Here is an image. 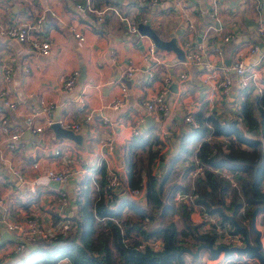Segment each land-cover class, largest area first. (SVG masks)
Instances as JSON below:
<instances>
[{"label":"crops","instance_id":"obj_1","mask_svg":"<svg viewBox=\"0 0 264 264\" xmlns=\"http://www.w3.org/2000/svg\"><path fill=\"white\" fill-rule=\"evenodd\" d=\"M91 3L95 8L110 7L98 19L95 11L79 9L74 0H0V27L32 23L42 13L40 32L49 42L47 52L40 53L0 33V55L13 57L8 79H3L0 67V89L4 90L0 94V200L10 217L35 215L45 225H53L61 214L69 218L79 215L84 196L78 183L88 177L90 198L97 196L93 179H98L102 164L104 172L106 167L112 169L121 181L110 200L111 205L117 204L130 187L125 183L126 156L141 174L142 182L146 176L143 167L147 169L148 147L129 148L133 126L138 135L149 136L153 151L151 173H162L175 151L177 135L188 130L184 113L202 117L212 112L220 121L237 114L241 92L234 70L227 72L230 84L226 93L216 86L223 69L234 59L239 58L255 71L251 93L264 94V38L256 29L257 20L264 24V0H258V5L254 0H218L219 31L206 30L212 23V0ZM122 15L136 22V30L129 29ZM139 23L147 24L159 38L171 41L173 47L156 45L149 35L139 31ZM73 27L83 39L73 34ZM226 33L228 38L222 39ZM190 40L202 44L201 59L185 63L184 43ZM149 42L155 45L157 58L153 60L143 57ZM250 46L255 49L250 50ZM128 66L134 67L129 74L124 72ZM71 70H75L74 81L67 88L64 80ZM181 72L182 79L178 78ZM163 73L169 77L163 95L167 111L163 113L157 107L147 110L142 100L160 90ZM120 82L125 87L123 92ZM117 97H122V103L114 106ZM3 98L15 102V107L4 105ZM44 104H49L47 111H40ZM30 114L33 124L41 125L40 130L26 125L24 118ZM47 120L58 121L79 133L80 140L55 136ZM71 122H77L78 127H69ZM13 129L20 134L14 146L9 147L5 141ZM180 161L181 158L174 167ZM48 167L66 170L67 177L56 186L49 184L50 179L38 181L36 176ZM154 168L159 169L153 171ZM143 193L140 189L130 196L144 206ZM128 208L123 206L119 213ZM4 230L0 225V256L1 251H9L16 244V236L14 240L1 238ZM28 244L33 247L34 243ZM25 250L3 255L0 264L21 263L19 253ZM64 261L66 257L59 260Z\"/></svg>","mask_w":264,"mask_h":264},{"label":"trees","instance_id":"obj_2","mask_svg":"<svg viewBox=\"0 0 264 264\" xmlns=\"http://www.w3.org/2000/svg\"><path fill=\"white\" fill-rule=\"evenodd\" d=\"M264 80V79H261ZM254 85L248 83L240 88L241 99L238 112L235 116L220 121L214 113L200 117L194 114L198 122L197 127L180 131L177 135L176 148L168 159L162 173L154 175L150 171L152 149L149 147V136L134 134L129 141L130 147L147 146V163L145 179L142 182L141 174L134 169L130 158L126 156L125 183L130 187L143 189L145 203L160 214L171 211L177 213L182 221L183 228L176 231L174 223L169 220L165 224L139 228L140 238L132 241H122L119 227L113 218L120 215L123 206L134 208L142 213L144 207L133 198L131 193L125 194L117 204L111 205L113 195L104 197L100 191L96 197L90 198L88 190L89 178H84L81 184V193L84 196L81 213L71 217L72 225L65 235L56 234L50 241L36 238L34 247L29 250V258L16 264H36L38 260L54 261L66 257L65 264H183L182 254L170 252L171 248L183 246L177 233H190L201 242L202 238L214 237V231L197 232L196 226L189 217L190 208L184 202H175L171 193L175 188H185V173L192 163L174 167L180 159L196 154L208 166H218L228 171H236L233 176L237 183L231 184L229 179L208 167L204 173L194 179L197 195L194 201L203 205L204 211L217 213L223 220H227L231 227L228 231L239 232L232 222L225 216L230 211L237 223L244 226L246 234H252L250 228V212L253 206L264 200V94L251 93ZM223 135L224 139L211 140ZM139 170V169H138ZM99 183L104 182L103 164L98 171ZM168 182L170 187L163 194V186ZM228 199L225 200V197ZM168 200V202H165ZM151 219L150 213L145 215ZM103 216L102 219L99 217ZM98 218V219H97ZM249 226L246 225V223ZM120 223V222H119ZM123 231L127 233L131 220H125ZM200 226V225H199ZM149 237L161 238L163 245L160 249H151L148 246L136 247L141 239ZM204 241V240H203ZM113 247V249H111ZM114 257H116L114 259ZM1 259V258H0ZM1 261V260H0Z\"/></svg>","mask_w":264,"mask_h":264},{"label":"built area","instance_id":"obj_3","mask_svg":"<svg viewBox=\"0 0 264 264\" xmlns=\"http://www.w3.org/2000/svg\"><path fill=\"white\" fill-rule=\"evenodd\" d=\"M76 7L79 9H87V10H92L95 11L97 14L98 19L101 18V14L104 12L106 7H101V8H95L93 4L91 3V0H85V3H82L80 0H74ZM256 4L258 5V0H254ZM218 0H212L211 6L209 7V14L212 18V23L208 24L206 27V30L209 29H214V30H221V25L219 23V17H218V12L216 9ZM113 11H116L113 7H111ZM42 13H40L36 20L32 23L28 22H20L17 24H8L0 27V33L2 35H5L7 37H14L19 41H23L27 43L30 48L36 49L40 53H45L48 50L49 47V42L47 39L41 34L40 32V24H41V19H42ZM127 26L129 27L130 30H136V22L127 17L122 15L121 16ZM189 27H192V23H188ZM256 29L257 33L264 38V24L262 21L259 19L257 20L256 23ZM204 30V33H206ZM73 34L77 36L78 39H83V35L78 31L75 30V28H72ZM228 34H224L222 36V39H227ZM186 45V50L183 55V62L185 63H190L193 61H199L201 59V50H202V44L200 42H192L191 40L188 42L186 41L184 43ZM215 46H213L214 48ZM250 50H254L255 46H250ZM143 57H148L150 60L156 59L155 55V45L152 42H149L145 45V48L143 49ZM13 57L11 55H7L6 57H2L0 55V67L2 70V75L3 79H8L10 76V69L13 63ZM207 66L210 65L209 63H205ZM134 67L128 66L124 70L125 73L129 74ZM232 68L237 75V84L240 88L245 87L248 85L250 82H254L256 78V73L254 70L249 69L248 67L244 66L241 62V60L234 59L230 66L225 67L222 71V77L217 81L216 86L219 88V90L223 93H226L228 91V86L230 84V78L227 74L228 70ZM74 75H75V70H71V73L69 74V77H67L64 80V86L69 88L71 84L74 81ZM184 77V73L181 72L178 74V78L182 79ZM161 86L160 90L157 91L156 93L150 95L149 97L145 98L142 100V103L144 104L145 109L151 110L154 107L159 108L163 113L167 111V103L163 99V95L165 93V89L167 86V82L169 81V77L167 74H162L161 76ZM121 92L124 91L125 87L123 82L119 83ZM256 85V84H255ZM4 90L0 89V94H3ZM122 97H117L113 105H121ZM82 98H80L81 100ZM2 102L4 105H7L8 107L14 108L15 107V102L3 98ZM49 107V104H44L41 105L40 111H47ZM89 115H86V118H88ZM183 121L187 125V127H197L198 122L194 118L193 114L191 112H186L182 116ZM3 120V119H2ZM24 121L27 126L31 127L32 130H40L41 125L40 124H33V115H26L24 118ZM50 121L47 120L46 123H49ZM69 127L76 129L78 127L77 122H71L69 123ZM137 127L133 126L132 127V132L133 134H137ZM20 134L19 130H12L8 132L7 138H6V145L11 147L14 146L15 142L18 139V136ZM221 138H225V136L220 135ZM54 152H57V149H54ZM192 163L190 168L187 170L185 173V179H186V187L185 188H175L172 191L171 198L174 202H184L187 207H193L196 206L197 209H200L201 214L203 215L202 218V223L199 225H202L203 227H207L210 225L212 228H214L217 231V241L227 244V245H242L243 244V239L241 236H239L236 233H230V232H221L220 231V224L218 221L214 219V214L209 213L204 211L203 205L197 203L194 201L195 196L197 195V191L195 190L194 187V179L202 175L204 173V168L208 167L211 170L219 173L220 175H223L227 177L231 184H235L234 176L233 173L236 172L235 170L232 171V175H229V171L223 167H218V166H208L205 165L201 159L194 153H192L190 156H186L185 158H181V161L176 167H182L186 166L188 164ZM33 166L36 165V162L32 163ZM67 177V171L66 170H58L56 171L52 167L45 168L44 172L42 174H39L36 176L38 178V181L45 182L46 180H56L60 181L63 180ZM93 184L96 185V192L97 195L101 191L104 197H109L115 191L117 188L120 187L121 181L117 177V175L114 173V171L108 167H106L105 172H104V182L102 183V186L100 187V183L96 178L93 179ZM129 193H136L138 192L137 187H129L128 188ZM93 197H96L94 195ZM60 202H64V197L63 194L60 195ZM24 215V214H23ZM21 215L20 217H10L5 210L4 206H2L1 200H0V225L3 226L7 231L11 232L16 236V244L9 250V251H1V255H5L8 253H13V252H21L22 250L27 248V245L29 243L30 239H35V238H42L46 241H50L52 236L59 234V235H65L67 233V230L70 228L72 225L71 218L67 217L66 215L61 214V219L59 221H56L51 228H48L49 225H45L43 222L39 220L35 215ZM100 219L103 218V216L99 217ZM115 222L117 223L119 227V231L123 228L122 225L118 222L116 218H113ZM216 237V236H214ZM215 240V242H217ZM162 240L159 237H149L146 239H141L137 244L136 247L142 248L144 246H148L151 249H158L161 246ZM23 260H27L29 258V254L25 253L23 255ZM64 258V257H62ZM60 259L54 260V261H49V262H44L42 264H58V263H67L68 259L66 258V261L64 262H59Z\"/></svg>","mask_w":264,"mask_h":264},{"label":"rangeland","instance_id":"obj_4","mask_svg":"<svg viewBox=\"0 0 264 264\" xmlns=\"http://www.w3.org/2000/svg\"><path fill=\"white\" fill-rule=\"evenodd\" d=\"M187 128H188V130L190 129V127H187ZM218 139L222 140L223 138L216 137V138H213L211 140V142L213 143L214 141H218ZM144 156H145V154H144ZM158 169L159 168H154L153 171H156ZM144 171H145V165L143 167V172ZM229 175H232V171H229ZM233 178L235 180V183H237L236 178L235 177H233ZM184 182H186V180ZM262 183L264 185V175H263ZM169 187H170L169 183L166 182L162 188L163 194H165V192L168 191ZM139 191H140V189L138 190V192ZM227 199H228V196L225 197V200H227ZM165 202H168V200H166ZM178 203L175 202V204H178ZM149 206L150 205L145 203L144 207L141 209V211L145 215H148L150 213V216H151L150 220H148L149 218H147L146 216L141 215L142 213L135 211L133 208L132 209L128 208V209H131L132 212H130V211L128 212V209L124 210L123 212L120 213L119 217L116 218L118 220V222H120L122 227H125V224L124 225L122 224L125 220H128V219L131 220V224H130V227H129L127 233L125 231H123V228L121 229V231H119L122 241H126V240L127 241H132V240L134 241V240L140 238L139 228L151 227V226H155L156 224H159V223L165 224L169 220L173 221L176 231L183 228V221L177 213L167 211V212H164L163 214H160L157 209L154 210ZM189 208H190L189 217H190L191 221H193L194 223H198V221H199V223L201 224L203 215L201 214L200 209H197L196 206H193V207L191 206ZM226 213H230V211L226 210L224 212L225 216H226ZM213 214H214V216H213L214 219L216 221H218V223L220 224V231L221 232H230V231H228V226L231 227L229 222L227 220L221 219L217 213H213ZM124 217H126V218H124ZM254 222H255V226L257 228H259L261 231L260 232V239H261V243H262L261 251L264 253V209L256 212ZM246 225L249 226V222H248V224L246 223ZM52 226L53 225H49L48 228H51ZM196 230H197V232L208 231L209 233H212V231H214V236H216V237H213L212 239L214 241L215 240L217 241L216 238H217L218 233L210 225H208L207 227H203L202 225H200V226L198 225V226H196ZM230 233H236L239 236H241L240 232H230ZM177 235H178L177 237L180 238L179 241L182 243V245L187 246L192 250L195 248V246L197 245V242L199 241V240L195 239L190 233H187L185 235V234H182L179 232V233H177ZM247 237L250 241H252L253 233L247 234ZM35 239H30L29 243H34L33 241ZM38 239L44 240L42 238H38ZM203 240H204V238L201 239V241H203ZM162 245H163V242L161 243V246L158 249L162 248ZM30 246H32V245H29V244L27 245V247H30ZM33 246H35V243L33 244ZM111 249H113V247ZM181 254L183 257V264H258V259L256 256H247L244 253H235V252L231 253L230 255L224 256V255H222L221 251L217 255L212 256L209 254L208 249L205 247H200L197 251L196 256H193V255H191V253L185 252V251L181 252ZM0 257H1V259L4 258L3 255ZM115 258L116 257H114V259ZM58 259H60V258H58ZM42 263H44L43 260H38V262L36 264H42ZM58 264H63V263H58Z\"/></svg>","mask_w":264,"mask_h":264},{"label":"water","instance_id":"obj_5","mask_svg":"<svg viewBox=\"0 0 264 264\" xmlns=\"http://www.w3.org/2000/svg\"><path fill=\"white\" fill-rule=\"evenodd\" d=\"M138 29L140 32H144L147 35H149L153 39L156 45H159L161 47H173V44L171 41H165L159 38L157 34L155 33V31L151 29L147 24L139 23ZM49 126L53 130L55 136H66L76 141L80 140L79 133L74 132L70 128L61 126V124L58 121H51L49 123ZM57 183L58 181L56 180L49 181V184H52L55 186L57 185ZM262 209H264V200L260 204L253 206L250 212V228L253 231L252 241L248 239L244 226L237 223L230 213H226V216L230 219L234 227L239 230L241 237L243 239L242 245H227L221 242H215L210 237H205L204 241L197 243V245L195 246L193 250L187 246H180L177 249L171 248L170 252L179 254L185 251V252L191 253V255L193 256H196L198 249L200 247H205L208 249L209 254L212 256L217 255L220 251L222 252V255L224 256L230 255L233 252L244 253L247 256H256L258 259V264H264V253L261 251V246H262L261 239H260L261 231L259 228L255 226V222H254L256 212ZM1 238L3 239L8 238V239L14 240L15 236L13 233L7 230H4L1 233ZM25 253H28V250H25L23 253H19V257L21 261H24L22 257Z\"/></svg>","mask_w":264,"mask_h":264}]
</instances>
